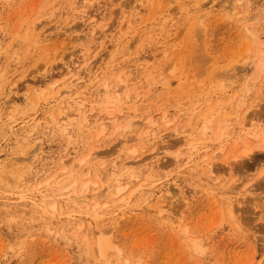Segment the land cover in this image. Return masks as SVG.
<instances>
[{
  "label": "rangeland",
  "instance_id": "rangeland-1",
  "mask_svg": "<svg viewBox=\"0 0 264 264\" xmlns=\"http://www.w3.org/2000/svg\"><path fill=\"white\" fill-rule=\"evenodd\" d=\"M185 2L0 0V264H264V137L239 139L235 150L226 135L245 116L249 131L264 130V73L255 69L264 0ZM246 82L250 99L240 109L235 97ZM126 94L133 101L123 107L107 104ZM143 108L157 122L151 142L122 147L139 136ZM220 118L222 137L201 138L203 121L217 127ZM97 122L108 124L100 142L92 139ZM230 152L242 155L234 161ZM82 159L103 163L104 176L80 171L68 194L96 183L98 218L68 208L73 198L58 201V219L22 201L58 191L56 178ZM116 160L140 175L123 176L119 196L109 179ZM101 238L112 244L105 255Z\"/></svg>",
  "mask_w": 264,
  "mask_h": 264
},
{
  "label": "bare ground",
  "instance_id": "bare-ground-1",
  "mask_svg": "<svg viewBox=\"0 0 264 264\" xmlns=\"http://www.w3.org/2000/svg\"><path fill=\"white\" fill-rule=\"evenodd\" d=\"M69 0H67V2H68ZM184 2H185V0H183ZM187 1V0H186ZM240 2H241V6H242V4H243V2L244 1H246V0H239ZM70 2H71V0H70ZM239 2V3H240ZM248 2V1H247ZM186 3V2H185ZM73 4V3H72ZM247 6H251V5H249V2H248V4H247ZM232 10V9H231ZM230 10V11H231ZM236 9H234V11H235ZM241 11H243V10H241ZM232 13H233V11H232ZM248 14V13H247ZM203 15V14H202ZM206 14H204V16H205ZM242 15V14H241ZM240 15V16H241ZM240 16H239V18H240ZM201 17V16H200ZM200 17H199V19H200ZM237 17V16H236ZM242 18V17H241ZM244 20V19H243ZM248 20H250V17H249V19ZM247 20V24H248V26L244 23V22H242V23H244L247 27H246V29H247V31H249V32H252V28H251V26H249V22L250 21H248ZM251 21H253V20H251ZM28 31V30H27ZM79 37V36H78ZM263 50V49H262ZM260 54V53H259ZM260 56L262 57H259L260 59H259V61H258V63H257V65H256V63H255V65H256V70H257V73L259 74V75H262L263 73H264V51L260 54ZM1 73V72H0ZM4 73V72H3ZM1 75V74H0ZM4 75V74H3ZM89 75V74H88ZM1 78H4V77H1ZM99 78V77H98ZM95 80V79H94ZM119 81H120V79H119ZM123 81V80H122ZM126 82H127V80H126ZM107 84H108V82H107ZM120 84H122V83H120ZM91 85V84H90ZM104 85H106V83H104ZM126 85V84H125ZM100 86V85H99ZM118 86V85H117ZM120 86H123V85H120ZM119 86V87H120ZM86 87H89V86H86ZM112 87V86H111ZM110 87V88H111ZM118 87V88H119ZM124 87V86H123ZM109 88V86H107L106 85V90H108V89H110ZM115 89H116V87H114ZM122 88V87H121ZM125 88V87H124ZM86 89V88H85ZM100 89V88H99ZM120 89V88H119ZM126 89H129L128 87L126 88ZM132 89V88H131ZM250 87L248 88V83L246 82L245 83V85L243 86V89L240 91L241 93H240V95L239 96H236L235 98H237V99H241V105H240V109L241 108H243V106L245 105V104H247L248 103V101H249V99H250ZM71 90V89H70ZM133 90H135V88L133 89ZM101 91V90H100ZM109 91V90H108ZM130 91V90H129ZM132 91V90H131ZM135 92H136V90H135ZM98 93V92H97ZM116 93V92H115ZM125 92L123 91V93L122 94H124ZM128 93H131V92H128ZM118 94H119V90H118ZM121 94V95H122ZM97 95H99V94H97ZM113 95V94H112ZM112 95H110V97L111 98H113L112 97ZM127 95V100L125 101V102H122V101H120L119 100V98H117L116 100H114V98H113V101L112 102H108V101H106V102H108L107 104H112L113 106H117L116 108H119L120 106H122L123 107V105H124V103H128L129 101V99H131L132 100V95L131 94H126ZM135 95H136V93H135ZM138 95H140V94H138ZM106 96H108V95H106ZM96 97H98V96H96ZM99 97H100V95H99ZM98 97V98H99ZM109 97V98H110ZM116 97H117V95H116ZM120 97V96H119ZM97 98V99H98ZM105 98V97H104ZM136 98L138 99V96H136ZM96 99V98H95ZM102 99H103V97H102ZM106 99V98H105ZM125 99V98H124ZM135 99V98H134ZM110 100V99H109ZM112 100V99H111ZM136 100V99H135ZM56 101V100H55ZM59 101V100H58ZM96 101V100H95ZM102 101V100H101ZM133 101V100H132ZM131 101V102H132ZM98 102V101H97ZM130 102V103H131ZM135 102V101H134ZM57 103V102H56ZM55 103V104H56ZM100 103V102H99ZM239 103V102H238ZM138 104V103H137ZM99 105V104H98ZM103 105V104H102ZM95 106V105H94ZM100 106V105H99ZM119 106V107H118ZM141 105H139V107H140ZM60 108V106L57 108V110ZM94 108V107H93ZM101 108V107H100ZM103 108H105V107H103ZM108 108H110V107H108ZM132 109H134V111H137L138 110V106L135 104L134 106H132L131 107ZM141 108V107H140ZM147 108V107H146ZM52 109V108H51ZM113 109V108H112ZM54 110V109H53ZM69 110V109H68ZM93 109H91V111H92ZM101 110V109H100ZM103 110V109H102ZM101 110V112H104V111H102ZM143 110H144V113H149V112H145V111H147V110H145V108H143ZM236 110H238L237 108H236ZM109 111V110H108ZM107 111V112H108ZM140 111V110H139ZM110 112V111H109ZM60 113V112H59ZM155 113V112H154ZM238 113V112H237ZM241 113V112H240ZM60 114H62V113H60ZM144 115V114H143ZM85 116H86V113H85ZM243 116H245V115H243ZM241 117V116H240ZM247 117H249V116H245L244 118H243V122H242V125H241V128H240V130L237 132L236 131V129H235V131H236V133L234 132V133H227L226 135H228L230 138V140H233V141H235L234 143H235V147H234V149L236 150V149H238L239 148V145H240V141H239V139L240 140H246V139H249L248 141H250L251 139H260L261 137H264V130H260V131H256V130H252V131H249L248 129H247V124H246V120H247ZM83 118H85L84 119V121L86 122L87 121V119L88 118H86V117H83ZM226 118V117H225ZM204 119V118H203ZM227 119V118H226ZM226 119H224L223 118V120L220 118V121L217 123V127L215 128V127H212V126H210L209 125V121H203V125H202V127H200L199 128V130L200 129H202V130H200V131H202L201 132V134H200V137L202 138H204V137H209L208 138V140L211 142L212 140H218V139H220L221 137H222V135L224 134L223 132V128H222V126H220L223 122H224V120H226ZM83 121V122H84ZM90 121V120H89ZM117 120H115L114 121V123L116 122ZM162 122H164V126H166L167 128L168 127H170V124L172 123V121L169 119V116H168V114L165 112L164 114H163V116H162ZM72 123V122H71ZM225 123H227V121L225 122ZM70 124V123H69ZM87 124V123H86ZM120 124V123H119ZM197 124V123H196ZM82 125H83V123H82ZM115 125V124H114ZM156 125H157V122H156V120L154 119V117H153V115H151L150 113L149 114H147L146 116H144V118H143V120H142V128L140 129L141 130V132H140V134H139V136L136 138V139H133V138H131V139H129V140H126L125 142L123 141L122 142V147H126L127 145H130L131 143H133L135 146H137V145H141V146H143V147H145L146 145H148L150 142H151V137H152V135L153 134H155V130H154V128L156 127ZM200 125V124H199ZM219 125V126H218ZM231 125V124H230ZM74 126V125H73ZM107 126H108V124L107 123H103V122H101V123H99V122H97L94 126H93V128H92V130H93V134H94V138L92 137V139H96V141L97 142H100L101 140V138L103 139H105L106 138V135H107V131H106V129H107ZM201 126V125H200ZM81 127V126H80ZM85 127H87V126H85ZM85 127H83V128H85ZM226 128H228L229 126H225ZM88 128H89V126H88ZM115 128H116V130H119L120 128H121V125H119V126H115ZM197 129L198 128H196L195 130H194V132H196L195 134H197ZM91 130V129H90ZM177 134L176 135H182L183 136V138H188V135H189V130L187 129V130H180V128H177ZM226 130H228V129H226ZM226 130H225V132H226ZM180 131V132H179ZM234 131V130H233ZM88 132H89V130H88ZM153 132V133H152ZM193 132V133H194ZM198 134V135H199ZM92 135V134H91ZM190 136H192V134L190 135ZM225 137V136H224ZM223 137V138H224ZM200 138V139H201ZM226 138H228L227 136H226ZM206 139V138H205ZM262 139V138H261ZM186 140V139H185ZM188 140V139H187ZM227 140V139H226ZM164 140H162L161 142H163ZM208 141V142H209ZM224 141V140H223ZM222 141V142H223ZM203 142H205L204 140H203ZM212 142H214V141H212ZM219 142V141H218ZM159 143V142H158ZM207 143V142H206ZM226 143V142H225ZM191 145H192V143H190ZM190 144H188V145H190ZM222 144V143H221ZM191 145L190 146H188V147H190L191 148ZM205 145V144H204ZM221 146V145H220ZM225 146V145H224ZM165 147V146H164ZM159 147H157V149H158ZM192 148H195V146L194 145H192ZM220 148V147H219ZM223 148H225V147H223ZM161 149V148H160ZM163 149V148H162ZM113 150V149H112ZM156 150V149H155ZM164 150V149H163ZM222 150V149H221ZM224 150V149H223ZM115 151V150H114ZM158 151H160V150H158ZM162 151V150H161ZM193 151V150H192ZM218 151H220V150H218ZM165 152L166 151H163V154H165ZM222 152V151H221ZM249 151L248 150H244V151H242V154H247ZM109 153V152H108ZM111 153V152H110ZM192 153V152H191ZM215 153V152H214ZM213 153V154H214ZM219 153V152H218ZM97 155H99L98 154V152L96 153ZM156 154H157V152H156ZM212 154V155H213ZM242 154H240V155H236V153H234V152H230V154H228V157H231V158H233V160L235 161V160H239V158L241 157V155ZM109 155H111V154H109ZM192 155V154H191ZM220 155V154H219ZM90 156V155H89ZM156 156H158V154L156 155ZM159 156H161V154H159ZM194 156V155H193ZM192 156V157H193ZM216 156V155H215ZM120 157V156H119ZM118 157V158H119ZM162 157V156H161ZM182 157V156H181ZM192 157H190V161H188L187 163H186V166L188 165V166H192V163H193V158ZM211 157V156H210ZM209 157V158H210ZM213 157V156H212ZM211 157V158H212ZM217 157V156H216ZM216 157H213V158H216ZM98 158V157H97ZM160 158V157H159ZM176 158H177V156H176ZM187 158H188V156H187ZM192 158V159H191ZM227 158V157H226ZM225 158V159H226ZM96 159V158H95ZM123 159V158H122ZM162 159V158H161ZM205 160V159H204ZM229 160V159H228ZM161 161V160H160ZM175 161V160H174ZM176 163H178L179 162V160L178 159H176ZM183 161V160H182ZM88 162H89V160L88 159H82V160H80V161H77V162H75V163H73L72 164V166H71V168H69L68 169V171L66 172V173H64L65 174V176L63 177V175L62 176H58L56 179H58V182H57V185L56 186H60V188H59V190L58 191H52L50 194H43L42 193V196L40 197V201L39 202H37V200L35 199V198H30V199H27L26 197L27 196H25V197H21L22 198V201L24 202H30L31 203V205H32V211L33 212H35V213H41L42 215H41V217L42 218H45V217H48L49 215H52V217H53V219H58L59 218V216H61V213H59V214H53V213H55L56 212V208L57 209H59V210H62V208L61 207H58V206H60L59 205V200L61 201V199H65V198H67V199H69V202H71V200H70V198L72 199L74 196L73 195H71V194H68L69 192H70V190H71V188L72 187H74L75 188V185L77 184V183H79V181L81 180V179H79L78 178V174H81V172H83L80 176L81 177H83V178H85V177H87V178H90L92 175H93V177H95L96 176V178L97 179H99V180H102V176L101 175H103L104 174V170H105V168L104 167H101V165H103V163L100 165V164H94V166H91V165H89L88 164ZM168 162V161H167ZM172 162V161H171ZM231 162V161H230ZM233 162V161H232ZM124 163V162H123ZM122 163V165L121 166H119V164L117 163V160H116V162L114 163V165L112 166V170L113 171H111L112 173L110 174V176H111V178H109V179H112V182L115 184L114 186H115V189H116V191L114 192V194L113 195H115V196H119V195H121L122 194V190H123V188H122V184H121V182H120V180L122 179V177L123 176H125L126 174H131L132 175V177L133 178H136V179H139L140 178V175H135L134 173H132V171H131V165H128V164H126V163H124L123 164ZM157 163V162H156ZM160 163V162H159ZM166 163V162H165ZM164 163V164H165ZM180 163V162H179ZM183 163H184V161H183ZM204 163H205V161H204ZM208 163V171H210L209 173H211L212 175L214 174V165H215V163L214 162H207ZM168 164V163H167ZM171 164H173V163H171ZM231 166H232V164L233 163H229ZM63 167H64V169H65V171L67 170L66 168L68 167L67 166V164H66V162H62V164H61ZM160 165H161V163H160ZM169 165V164H168ZM111 166V165H110ZM158 166H159V164H158ZM194 166V165H193ZM160 167V166H159ZM165 167V165L164 166H161L159 169L160 170H162V168H164ZM109 168V167H108ZM155 168H157V166L155 167ZM179 168V167H178ZM192 168V167H191ZM228 168V167H227ZM111 169V168H110ZM109 170V169H108ZM157 170V169H156ZM191 170V169H190ZM81 171V172H80ZM107 171V170H106ZM185 172V171H184ZM186 174H188V173H186ZM130 175V176H131ZM183 175V174H182ZM104 176V175H103ZM109 177V176H108ZM61 178H63L65 181L61 184ZM104 178V177H103ZM132 178V179H133ZM210 178V177H209ZM212 178H214L213 176H212ZM211 178V179H212ZM180 179V178H179ZM215 179V178H214ZM214 179H213V181H214ZM86 180V179H85ZM98 180V181H99ZM53 181V180H52ZM103 181H104V179H103ZM49 182V181H48ZM97 182V181H96ZM209 182V181H208ZM46 183V182H45ZM53 183V182H52ZM99 183H100V181H99ZM103 183V182H102ZM64 184V185H63ZM91 184H94V185H96V183H92V182H85L84 184H83V187H81L80 189H79V191H80V193L77 195V196H75V198H73V201H72V205L73 206H70L69 205V207L68 208H77L78 209V212H80V213H82L83 211H84V209H85V211H86V213L88 212V211H90V212H92V213H90L89 212V214L91 215V216H94V218H98V211H99V202H98V200L96 199V197H98L100 194H101V192H100V194H94V193H92L93 191H95V187H92V185ZM45 185V184H44ZM52 185H54V184H52ZM100 185H103V184H101L100 183ZM105 185V184H104ZM41 186V185H40ZM43 186V185H42ZM47 186H48V184H47ZM46 186V187H47ZM51 186V185H50ZM41 188V187H40ZM43 188V187H42ZM41 188V189H42ZM50 188V187H49ZM58 188V187H57ZM36 189V188H35ZM40 189V190H41ZM48 189V188H47ZM28 190V189H27ZM31 191H33L32 189H30ZM75 190V189H74ZM73 190V191H74ZM37 192L39 191V190H36ZM49 191V190H48ZM106 191V190H105ZM213 192H214V190H212ZM20 192H23L22 190L20 191ZM29 192V191H28ZM36 192V193H37ZM88 192H91L93 195H92V197H94L93 198V200H92V204H90V201L88 200L89 199V196H88ZM45 193V192H44ZM71 193H73V192H71ZM22 194V193H21ZM28 194V193H27ZM40 194V193H39ZM22 196V195H21ZM102 196V195H101ZM20 198V197H19ZM39 198V197H38ZM50 201H52L53 203H51L50 204ZM94 204V205H93ZM92 205H93V209H90L91 207H92ZM76 209V210H77ZM83 210V211H82ZM76 213V212H75ZM74 214V213H73ZM73 217V216H72ZM97 220V219H96ZM233 221L234 222H237V218L236 217H234L233 216ZM73 229H75V228H73ZM106 233H108V230H101L100 231V234L102 235L103 234V237H104V235L106 234ZM196 243V242H195ZM193 244H194V242H193ZM197 244V243H196ZM111 241L109 240V239H107V238H101L100 239V241H99V248H100V253H101V255H105V253L108 251V249L111 247ZM196 246V245H195Z\"/></svg>",
  "mask_w": 264,
  "mask_h": 264
}]
</instances>
